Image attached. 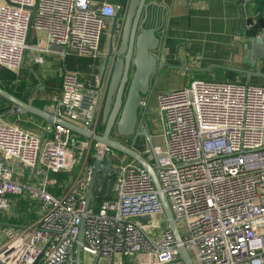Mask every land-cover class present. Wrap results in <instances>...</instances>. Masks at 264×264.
Returning a JSON list of instances; mask_svg holds the SVG:
<instances>
[{"label":"built area","instance_id":"built-area-1","mask_svg":"<svg viewBox=\"0 0 264 264\" xmlns=\"http://www.w3.org/2000/svg\"><path fill=\"white\" fill-rule=\"evenodd\" d=\"M117 12L91 0L0 2V66L19 72L30 50L63 64L72 57L96 60L106 22ZM32 30L46 34V48L30 47ZM58 74L61 94L46 111L100 135L106 87L85 83L65 66ZM157 100L163 142L155 144L156 161L149 148L141 154L157 165L182 242L166 221L153 179L135 161H119L104 144L61 125L34 132L0 115V219L15 220V197L41 207L31 223L0 224V264H76L81 231L82 254L98 257L96 264H184L182 247L194 264H264V87L193 80ZM148 106L144 100L142 108ZM117 137L135 147L131 137ZM109 153L112 194L103 195L98 180L85 212L94 162L108 163ZM21 215L28 219V212Z\"/></svg>","mask_w":264,"mask_h":264},{"label":"crops","instance_id":"crops-1","mask_svg":"<svg viewBox=\"0 0 264 264\" xmlns=\"http://www.w3.org/2000/svg\"><path fill=\"white\" fill-rule=\"evenodd\" d=\"M4 1L0 0L2 3ZM91 1L96 8L107 3L117 7L118 10L123 2V0ZM260 4L261 0H253V2L246 0H171L162 3L167 6V11H162L159 15L156 12L151 19L153 21L150 22L152 27L160 29L157 35L161 40V46H165L164 58H159V64L162 67L160 76L180 75L184 77V81L190 82L193 80L217 81L218 83L237 82L264 87V60H259L253 67L252 61L245 54V48L250 40L261 35L264 30H256L260 18H256L257 12L263 13L259 9ZM110 24L111 20H108L101 52L96 63H92L94 59L72 57L66 64H63L55 56L42 54L35 50L28 51L31 56L29 65L33 71L26 72L24 63L23 69L19 71V74L24 75L23 78L19 77V80L27 83L28 90L32 91L30 96L24 93L29 103L46 110L47 106L60 96L61 78L58 70L64 66L68 71L77 73L85 83L92 85L101 83L109 40V28L107 27ZM29 45L33 48H46V34L32 30ZM38 57H43L42 64L35 62ZM246 72L254 74L245 78ZM109 76L106 75L103 87L108 84ZM36 78L42 82L40 85L36 82ZM30 83H35L36 86L30 89ZM23 115L18 114L16 117L20 119ZM26 118L28 123L38 124L37 127L40 129L44 123L37 117L35 119L26 115ZM38 121L41 123H36ZM147 123L157 133V117L148 118ZM133 142L140 153L148 147L144 140L137 142L134 139ZM69 182L70 184L66 183V190L74 184V181ZM107 187L108 185L106 189ZM10 223L14 222L12 220L0 222V224Z\"/></svg>","mask_w":264,"mask_h":264},{"label":"water","instance_id":"water-1","mask_svg":"<svg viewBox=\"0 0 264 264\" xmlns=\"http://www.w3.org/2000/svg\"><path fill=\"white\" fill-rule=\"evenodd\" d=\"M169 1L171 0H123L117 14L110 19L111 24L107 27L110 30V36L100 85V89H102L106 75H110L101 111L103 124L105 125L102 134L91 133L72 123L55 118L45 109H39L33 106L32 103H25L1 87L0 97L13 106L8 115H32L49 125L53 123L61 125L84 138L102 143L112 151L118 152L139 164L153 179L154 185L160 193L166 221L177 242L180 243L182 237L169 203L161 191L156 173L157 165H152L135 147L125 146L120 141L112 139L111 136L113 131H116L118 136L134 137L135 141L138 138H144L156 161L154 137L150 134L148 128L144 127L148 107L144 109L142 115H140V109L144 100L149 105L152 96L153 78L157 73H160L162 68L159 64V58H164L165 52V46H161V40L157 35L160 29L152 27L150 22L153 21L151 19H153L156 12L159 15L160 12L167 11V6L162 5V3ZM117 30L119 34L116 37ZM245 49V54L252 61L253 67L259 60H264V30L261 35L252 38ZM252 74L254 73L246 72L245 78ZM6 116L1 115L3 118ZM108 157V163H104L99 159L94 162L92 180L85 201V212L89 210L98 180V186L102 188V194L105 195V190L108 195L112 194V184H109L106 189V180L109 173H115L113 167L114 155L109 153ZM78 240L76 264H81L82 231ZM98 259L97 257L95 264ZM181 259L184 264H194V260L185 247L181 248Z\"/></svg>","mask_w":264,"mask_h":264},{"label":"rangeland","instance_id":"rangeland-1","mask_svg":"<svg viewBox=\"0 0 264 264\" xmlns=\"http://www.w3.org/2000/svg\"><path fill=\"white\" fill-rule=\"evenodd\" d=\"M26 57H27L26 58V62H25V65L26 66H25L24 69H26V72H29L30 73V72L33 71V68H31V65H29V62H31L30 53H28V55ZM96 62H97L96 60H93L92 61V63H96ZM32 74H34V73H32ZM23 75L24 74L20 73L19 74V77L20 78H23ZM183 78L184 77H182L180 75H166V76H163L162 77L158 73L156 74V76L154 78V82L152 84V96H151V99L149 101V106H148V111H147V117H146L147 119H145L146 121H145L144 127L148 128L149 132L154 137V143L156 145H161L163 141L158 136V132L155 133L154 128H152L151 126L148 125V123H147L148 122V118H151L152 117L154 119L155 117H158L159 116L157 96L160 93L167 92V91L173 90V89H180V88H183V87L188 86L190 84V81H184ZM35 80H36V82L39 83V85L42 83L37 78ZM205 82H217V81H205ZM12 108H13V106H12ZM12 108H11V110H12ZM40 108H43V107L40 106ZM144 109L145 108H141L140 109V115L143 114ZM27 116L36 119V117L35 116H32V115H27ZM4 119H7L9 121L12 118L10 117V119H8V118L5 117ZM12 121L15 122L16 124H19L23 128H26L27 130H30V131L36 132V131H39V129H40V128L37 127L38 124L37 125H34L32 123H28L25 114L20 119L17 118V119L12 120ZM12 121H10V122H12ZM36 123H41V122L38 121ZM116 134H117L116 131H113V133L111 135L112 136V139H115V140L121 139V138L117 137ZM139 140L140 141H143V140L146 141L144 138H138L137 142ZM128 141H129V143H133L134 137H131ZM147 145H148V143H147ZM147 148H149V147H147ZM113 153L116 156H118L119 161H122V160H126L127 161V160H129L128 157H126V156H124V155H122V154H120L118 152L113 151ZM80 170H81V163L77 166V168H76V170L74 172V175L71 178H69V180H66L65 185H66V183L70 184L69 181L72 182L73 180H75L78 177V175L80 173ZM26 173L29 174V171L28 170H25V174ZM13 201L14 202L12 203L11 215H12V217L15 218V220L18 221L19 218H20L21 213H23V210L20 213L18 211V209H17V204L19 205V203H20L19 206L22 205L25 208V210L28 211V217H38L39 216V212H40V208H41L40 205H39V201L33 200V201L29 202L28 205H27V201L26 200H22V198H19V197L18 198L15 197L13 199ZM21 209L22 208L20 207L19 210H21ZM2 221H4V219H0V222H2ZM180 231H181L182 235L185 234L184 226H182L181 224H180ZM2 242H3V238L0 237V245L2 244ZM192 256H193V254H192ZM95 260H96V257L95 256L88 255V254H82V264H93Z\"/></svg>","mask_w":264,"mask_h":264},{"label":"trees","instance_id":"trees-1","mask_svg":"<svg viewBox=\"0 0 264 264\" xmlns=\"http://www.w3.org/2000/svg\"><path fill=\"white\" fill-rule=\"evenodd\" d=\"M263 8H264V0H261V4H260L259 9L262 10L263 13H262V16L258 20L256 30L264 29V9ZM35 86H36L35 83H30V89H33ZM0 87L2 89H4L5 91H7L8 93H10L11 95H13L14 97L22 100L23 102L29 103V99L27 96H25L24 93H28V96H30L31 95L30 93L32 91L28 90L29 86L27 85V83L19 80V72L10 71L5 67L0 66ZM35 107H37V106H35ZM11 108H12V104L0 97V115H7L6 118H8V119H10V117H11L12 119H10V121L17 119V117L15 115H8ZM38 108H40V107H38ZM41 109H43V108H41ZM43 125H47V123L44 122ZM104 130H105V125L103 124V116L101 114L99 133L102 134L104 132ZM28 203L29 202H27V205H28ZM19 205H20V203H19ZM19 205L17 206L18 211L21 213V211L23 210V213H21V214L23 216H25V214L28 211H26L22 205L21 206H19ZM20 207L22 208L21 210H19ZM36 219H37V217H28L27 220L22 218L18 221H15V220H12V221L14 223H18L20 225H25V224H28V223L35 221Z\"/></svg>","mask_w":264,"mask_h":264},{"label":"flooded vegetation","instance_id":"flooded-vegetation-1","mask_svg":"<svg viewBox=\"0 0 264 264\" xmlns=\"http://www.w3.org/2000/svg\"><path fill=\"white\" fill-rule=\"evenodd\" d=\"M109 30V29H108ZM119 34L118 30L116 31L115 36L117 37V35ZM109 36H110V30H109Z\"/></svg>","mask_w":264,"mask_h":264}]
</instances>
